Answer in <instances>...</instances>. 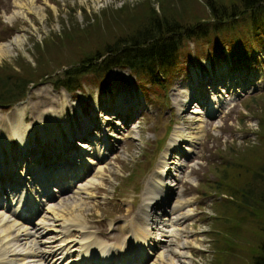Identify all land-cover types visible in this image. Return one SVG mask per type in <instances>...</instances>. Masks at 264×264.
Instances as JSON below:
<instances>
[{"label":"rangeland","instance_id":"obj_1","mask_svg":"<svg viewBox=\"0 0 264 264\" xmlns=\"http://www.w3.org/2000/svg\"><path fill=\"white\" fill-rule=\"evenodd\" d=\"M211 1L223 3L224 5L220 4V9L226 13L231 14L237 9L241 11L237 0ZM162 3H169L168 13L171 15L179 13L183 16L190 13L194 17L203 11L202 5L194 0H0V47L6 50L0 57V75L8 74L11 70L12 73L26 74L30 69L33 70L30 80L36 82L29 83L32 85L20 99V103L0 104V126L4 128L7 125L5 117L20 104L26 107L23 120H32L29 129L34 128V132L39 129L37 119L45 122L51 120L50 113H45V110L51 106L58 111L61 103L64 112H58L67 118L70 127L77 124V129L80 117L91 116V128L102 123L106 135L111 137L112 148L105 151L101 163L99 162L100 174L95 176L97 165L93 164L71 190L52 197L49 202L55 208L52 213L46 211V205L33 221L42 222L46 217L60 214L71 221L82 215V219L78 217L80 222H74L75 228L84 224L87 231L93 232L94 239L104 244L118 243L122 239L124 242L126 230L122 228L126 222L129 219L140 221L137 214L143 208L145 190H142L145 180L150 175L160 173L158 164L165 149L160 150L168 130L173 127L172 132L178 130L184 140L176 146L181 150L177 170L170 167L167 171L166 183L170 185V190L166 194L168 198L163 202L170 207L176 200L183 201L182 212L185 215L178 220L176 227L180 230H177L176 236H168L170 238L166 240L167 244L162 245L164 254L168 255L170 249L178 244L185 246L182 248L186 255L185 264H249L250 253L260 237L255 229L257 223L251 216L235 213L236 206L225 204L224 201L236 199V196L230 197L229 193H236L238 188H243L249 172L264 161V37L260 36L257 45L251 49L248 46L241 54L237 53L233 42L231 45L224 43L229 39L235 40L231 38L235 36L233 30H221L224 25L206 32L204 43L188 38L182 43L180 50V68L166 78L162 87L151 85L145 79H138L123 64L110 66L101 81L91 74L77 75L79 86L71 91L53 86L52 80L60 78L62 71L69 65L78 63L82 49L98 50L102 47L104 37L110 39L132 32L144 21L146 12L150 9L159 14ZM251 10L244 9L235 17L231 14L233 17L229 18V15L227 18L242 19L240 22L234 21V28L245 42H248L245 31L241 34L237 27L244 26L245 30L250 31L249 21L244 17H247L248 12H262L264 18V2L258 1ZM213 22L215 19H209L207 24ZM215 47L220 50L212 53ZM211 48L214 50L209 51ZM219 67L223 69V74L219 75L221 79H230L235 83L233 94L225 91L221 99L224 102L216 104L212 113H206L208 104L205 100L199 101L198 107L193 103L187 111L184 109L181 112L175 101L179 100L180 92L185 94L181 88L189 83L191 73L195 72L197 81L205 79L200 80L199 84H207L219 79V76L216 77ZM41 72H44V78L36 75ZM258 72L262 79L260 83L254 84L253 75H258ZM27 77H30L29 74ZM122 91L134 92L136 95L133 106L135 111L131 113L130 119L125 120L107 110L108 114L103 110L104 107L97 108L103 96L111 97L114 92L119 94ZM71 106L79 108L74 113V120H71ZM197 110L200 112H193ZM103 113L113 114L111 120L101 118L97 124L98 114ZM55 121L59 123L58 120ZM96 132L97 129L92 137L97 136ZM10 141L14 143L12 139ZM94 145L88 144L89 147ZM106 145H109L108 141ZM55 147L58 149V146L47 144L46 150L50 153ZM175 151L176 149L173 152ZM73 153L69 151L70 158L79 157H73ZM49 157L47 154L41 159L34 155V161L41 162H36L40 164V168H51L59 163V159L53 162L54 159ZM50 159V164L43 165L41 160ZM2 160L0 173L4 174L7 167ZM16 172L15 168L10 171V176L15 177L14 179H18ZM90 179L93 182L89 184ZM58 180L59 184L66 181ZM53 181L56 184L57 181ZM80 184H84L87 190L75 193ZM54 186L58 190L59 185ZM153 211L154 209L150 210L151 216L154 215ZM52 227L48 236L54 238L60 228L56 224ZM69 230L70 239L77 238L79 231L74 227ZM151 234L160 237L155 230ZM44 238L50 237H41V240ZM156 246H161L158 241ZM38 249L48 250L44 253L48 259L52 256L48 253L53 251L46 243H38ZM157 249H149L151 254L139 264H153ZM124 251H120L121 256ZM95 256L94 252L88 254L85 263L93 260L95 264H102L106 252L100 258ZM107 256L109 258L105 264H120L118 254L115 258L113 254ZM69 257L74 260V264H80L76 261V251H71Z\"/></svg>","mask_w":264,"mask_h":264},{"label":"bare ground","instance_id":"obj_2","mask_svg":"<svg viewBox=\"0 0 264 264\" xmlns=\"http://www.w3.org/2000/svg\"><path fill=\"white\" fill-rule=\"evenodd\" d=\"M16 41L17 43L19 42V40ZM5 52L6 50L0 47V57ZM222 71L223 69H220L219 67L216 77L223 74ZM253 76H255V82L253 83H260L262 79L260 73L258 72V75L254 73ZM200 80L197 81V77L195 78V72L193 71L190 75L189 83L182 86L181 91L185 94L183 95L180 92L178 95L179 100L175 101L176 107L181 112H183L184 109L186 110L191 107L193 103H196V107H198L197 103L201 100H205L208 104L206 113H212L215 110L216 104L224 102L221 99L222 96L224 97L225 91L232 95V91L235 89V83L232 80L229 79L223 81L220 76L218 80H212L207 84H203L204 82H202L205 81V79L199 84ZM128 89L131 90V88ZM200 91L202 92L198 98L197 96ZM127 92L128 91H122V93L119 94L114 92L111 97L103 96V99L99 101L97 108L103 109L102 107H104L103 110L106 112L109 110L110 113L122 116L125 120L130 119L131 113L135 111L133 106L136 103V100H134L136 95L134 92ZM111 99L116 100L111 102ZM118 101H120V104ZM122 104H125V106L123 105L121 107ZM25 108L24 104L17 105V107L15 106L14 111L12 110L4 119L5 123L7 122V125L4 128H1L0 126V160L3 159L2 162H4V165L7 167V170H3L8 172L11 171L12 168H15L18 171L15 173L18 179H14L15 177L12 178L11 176H7L4 179L3 177H0V180L2 181L0 182L1 188L14 184V187H7L8 189L0 191V264H74V260L69 257L71 251H76L79 254L76 261L81 264L82 262H86V257L89 252H94L99 255L105 254L106 252V256L109 252H113V255L114 253L119 255L120 251L128 248L127 246L125 249L126 244L128 243H126V241L130 240L133 241L134 251L138 252L137 256L139 257H148L151 254L149 253V249L158 248L156 260L153 264H185L184 256L186 257V255L182 252V248L185 247L184 245L181 246L176 244L173 249H170L168 255L164 254V249L162 248V245H165L167 242L166 240L170 238L168 236H176L178 233L177 230H180L179 227H176L178 225V220L185 215V213L182 212L183 201L176 200L170 207L166 205L167 203L163 202L164 199L168 198L166 194L167 191L170 190V185L166 183V177H168L167 171L170 167H175V170H177V162L181 156V150L176 148V146L179 143V140L183 141L184 138H182V135L179 134L178 130L172 132V127V130H170L165 140V144L160 150L163 151V149H165L158 164V171L160 173H156L153 176L150 175L145 180V185L142 190V192L145 190L143 192L145 194L142 201L143 208L138 210L140 215L137 214L140 221L137 222L134 221V219H129L126 222L122 228L123 230H126L124 242L121 240V242L118 243L104 244L95 240L92 236L93 232L91 230L87 231V227H85L84 224H79L78 228H75L76 224L74 222H80L78 217L82 219V215L72 218L71 221L69 218H65L60 214L53 215L51 218L46 217L42 222H29L32 212L36 208L37 201L44 199L45 194L42 193H47L48 195L56 193L57 190L52 187L53 179H62L61 181L66 180L64 184H58V189L68 187L69 190H71L74 185L73 180L78 175L81 176L82 171H85V168L88 169L90 163L96 162L95 158L102 156L105 149L104 145L107 143V140L103 138L104 132L102 130V123L96 128H91V116L87 118L80 117L81 120L74 133V138L88 137L89 134L92 136V133L97 129V136H93L92 139L101 144H97L95 147H89L88 144L90 142L81 143L82 140L80 139L79 142H75L76 139L71 137L73 133L70 132L71 130L69 129L67 118L62 117L61 113L58 112H64L62 103L59 104L58 111L51 106L45 110V113H50L51 120L49 119L48 122H45L37 119L36 123L39 129L36 130V132H34L32 128L29 129L32 120L29 122L23 120L26 110ZM122 110H124V113H121ZM71 111L73 113V118L75 115L74 113H77L79 108L71 106ZM109 112L107 113L109 114ZM193 112L197 113L200 111L197 110ZM108 116L109 115L106 113H103L102 119H105L106 117L108 118ZM55 120L59 121V123H56L57 125L55 124ZM71 120H74V118ZM10 139L15 140L13 145H10ZM191 141L192 140H190V142ZM73 142H75V145L78 146V148L76 152L73 151L74 153L72 156L75 157L76 155H79L77 158H70L71 155L69 154V151L72 150L69 148H71ZM54 143L58 146V149H51L49 158H55L53 162L59 159V163L54 165L52 162V165L54 166L51 168H40V164L38 165L36 162H41L34 161V155L41 159L44 158V156L48 154L45 153L46 149H44V147H46L47 144L53 146ZM14 145H16V148ZM85 147H89V150H86ZM173 148L174 150L176 149L175 152H173ZM91 150H93V152H91ZM2 153L4 155H2ZM171 155H173V158ZM158 157L159 156H157V160ZM41 161L45 166H47L46 163H51V159L49 161ZM69 163H71V166ZM95 165H97L95 173V176H97L101 172V167L98 162H96ZM91 182H93V179H90L89 184ZM77 189L74 191L75 193H78L80 190L85 191L87 190V187L84 184H80L77 186ZM153 205H155V207L152 208ZM54 209V206L47 204L46 211H51L52 213ZM151 209H155L153 216L150 214ZM22 212L27 214V216H24ZM54 224L58 225L60 230L56 229V235L53 238L52 236H48V232L52 230V225L54 226ZM50 225L51 228L49 227ZM73 227L75 230L79 231V235L75 239H70L69 234L71 232L69 229ZM153 230L157 231V234L160 237H154L151 234ZM45 236L50 238H44L41 240V237ZM51 237L54 239L53 241L51 240ZM161 240L165 241L162 242ZM157 241L161 246H156ZM43 242L53 251L51 258H49L48 261L45 256L46 254H44L47 253L48 250L44 251L38 249V243ZM125 253L127 254V252ZM108 258L109 257L104 258L102 264H105V261H107ZM92 261L87 264H95Z\"/></svg>","mask_w":264,"mask_h":264},{"label":"trees","instance_id":"obj_3","mask_svg":"<svg viewBox=\"0 0 264 264\" xmlns=\"http://www.w3.org/2000/svg\"><path fill=\"white\" fill-rule=\"evenodd\" d=\"M258 1L264 2V0H237V3L241 11L244 9L250 11ZM194 2H198L203 7V11L201 14H197L198 16L193 17V14L190 13L183 16L179 13L171 15L168 13L169 3H162L159 14L150 9L149 12H146L144 21L132 32L122 34V36H113L110 39L104 37L102 47L98 50L82 49L78 63L69 65L68 68L64 69L60 78L57 77L52 80L53 85L71 91L79 86L77 75L91 74L96 80L101 81L110 66L123 64L138 79H145L151 85L156 84L162 87L166 78L171 77L174 71L180 68L178 62L181 56L180 50H182V43L184 44L188 38L191 41L204 43L206 32L224 25L221 30L224 29L227 32L233 30L235 33V36L231 37L235 40L229 39L224 43L231 45L233 42V47L236 48L237 53L241 54L248 46L251 49L257 45L260 42V36L264 37L262 12L257 14L246 13L247 17L244 19L247 18L246 20L249 21L250 31L245 30L244 26L242 28L237 27L241 34L245 31L248 40L245 42L242 35L237 34L234 28V21L240 22L242 19H227L229 15V18L235 17L241 11L239 12L237 9L231 13L233 15L231 16V14L220 9L222 7L220 4H223L221 2H212L211 0H194ZM209 19H215V22L208 25ZM95 44L98 43L95 42ZM213 50L212 48L209 49V51ZM219 50L218 47H215L212 53L219 52ZM32 71L29 69L26 74L12 73V70L8 71V74L1 73V104L12 103L26 94L32 85L29 84L33 81L30 80L33 77L31 76ZM28 74L29 78L27 77ZM36 75L39 78H44V72ZM261 163L249 172L243 188H238L236 193H229L230 197L236 196V199L224 201L225 204L231 203V206L232 204L236 206L235 213L251 216L253 221L257 223L255 229L260 237L253 252L250 253L249 264H264V161Z\"/></svg>","mask_w":264,"mask_h":264}]
</instances>
